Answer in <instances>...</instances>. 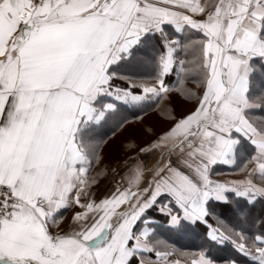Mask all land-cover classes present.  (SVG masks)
I'll return each instance as SVG.
<instances>
[{
  "label": "snow or ice",
  "instance_id": "obj_1",
  "mask_svg": "<svg viewBox=\"0 0 264 264\" xmlns=\"http://www.w3.org/2000/svg\"><path fill=\"white\" fill-rule=\"evenodd\" d=\"M144 43L154 75L112 70ZM175 95L191 105L179 116L166 107ZM153 109L168 127L140 128L120 158L111 138H136ZM113 152L116 166L101 168ZM107 174L119 180L97 199ZM233 204L230 223L217 208ZM257 204L264 0H0V264H239L214 255L223 245L264 264Z\"/></svg>",
  "mask_w": 264,
  "mask_h": 264
},
{
  "label": "trees",
  "instance_id": "obj_2",
  "mask_svg": "<svg viewBox=\"0 0 264 264\" xmlns=\"http://www.w3.org/2000/svg\"><path fill=\"white\" fill-rule=\"evenodd\" d=\"M155 55L156 53L153 51V49L147 44H141L134 49V57L129 58L126 61H119L116 64L112 66V70L116 71L118 75L120 76H131L135 78L140 77H147L155 74ZM142 58H147L152 61L151 64H142L140 61ZM174 78V77H173ZM117 83L123 85V81L117 80ZM151 104H147L145 106V110H147L148 107H150ZM191 105L186 102L182 97L179 95H175L170 97L169 101L167 102L166 107L171 110V114L179 116L180 113L184 112L187 108H189ZM141 111L138 109H130L125 108L122 115L124 118L132 119L133 117L140 115ZM169 125V120L167 119V114L165 116H162L158 111L153 109L152 111L148 112L146 115L143 116V124L136 123L134 125L135 131L137 133V137L133 138L132 132L133 129L129 128L127 131L121 130L117 133L116 137H112L111 139L114 141L116 145L119 146V157L123 158L126 155L131 154V150H129L126 145L131 143H139L140 138L138 136L140 128L144 127H152L155 131L159 132L163 129H166ZM162 126V127H161ZM116 131V124L113 122L112 124H109L103 129V135L104 136H110L112 132ZM247 154V147L245 149V152L243 155ZM117 155L116 152H113L111 156H109L106 153V158L101 162L100 167L103 168L105 165H108L109 167H115L116 163L113 157ZM243 155L239 153L238 150V163L243 159ZM221 176V179H229V178H240V174L238 171L231 167H225L220 166L217 170ZM108 175V174H107ZM104 175L99 178V182L97 185L94 186L93 190L98 189V187L103 184L104 180L106 179V176ZM247 203L246 201L244 202ZM241 205L239 204H233L229 205L227 207H218V212H223L224 218L228 222H233L234 217L229 212L228 209H235L236 207H239ZM261 211H264V204H257L256 205V212L259 213ZM203 228V226H201ZM247 230V229H245ZM172 238V240L170 239ZM170 242L175 244L178 248H183L184 250H190V251H197V246L199 244L198 238L195 237H181L176 234H170L169 235ZM190 243V244H189ZM222 251L214 253L218 258H224L227 256H234L239 261V264H254L248 257L241 256L239 253L236 252V250L231 245H223L221 246Z\"/></svg>",
  "mask_w": 264,
  "mask_h": 264
},
{
  "label": "crops",
  "instance_id": "obj_3",
  "mask_svg": "<svg viewBox=\"0 0 264 264\" xmlns=\"http://www.w3.org/2000/svg\"><path fill=\"white\" fill-rule=\"evenodd\" d=\"M225 167H227V166H225ZM229 168H231V167H229ZM229 179H239V178H229ZM116 181H118L116 176L113 177L111 174H108L106 176V179L104 180L103 184H101L98 187V189L94 190L96 192V198L99 199L105 195H108L113 190L114 184ZM68 215H71V213H68ZM156 215L159 216L158 213ZM170 239L172 240V238H170ZM186 251H190V250H186ZM251 261L255 264V262L253 260H251Z\"/></svg>",
  "mask_w": 264,
  "mask_h": 264
},
{
  "label": "rangeland",
  "instance_id": "obj_4",
  "mask_svg": "<svg viewBox=\"0 0 264 264\" xmlns=\"http://www.w3.org/2000/svg\"><path fill=\"white\" fill-rule=\"evenodd\" d=\"M180 114H181V113H180ZM180 114H179V115H180ZM161 127H162V126H161ZM116 177H117V179L119 180V175H118V176H116Z\"/></svg>",
  "mask_w": 264,
  "mask_h": 264
}]
</instances>
